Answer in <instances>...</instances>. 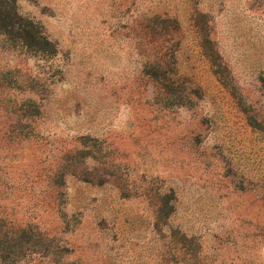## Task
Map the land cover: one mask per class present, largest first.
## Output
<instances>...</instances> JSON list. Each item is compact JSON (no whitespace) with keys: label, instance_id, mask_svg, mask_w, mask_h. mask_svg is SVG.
Returning a JSON list of instances; mask_svg holds the SVG:
<instances>
[{"label":"rangeland","instance_id":"rangeland-1","mask_svg":"<svg viewBox=\"0 0 264 264\" xmlns=\"http://www.w3.org/2000/svg\"><path fill=\"white\" fill-rule=\"evenodd\" d=\"M14 2L0 264H264V0Z\"/></svg>","mask_w":264,"mask_h":264},{"label":"trees","instance_id":"trees-1","mask_svg":"<svg viewBox=\"0 0 264 264\" xmlns=\"http://www.w3.org/2000/svg\"><path fill=\"white\" fill-rule=\"evenodd\" d=\"M0 36L14 38L37 53H53L55 48L34 22L18 14L14 0H0Z\"/></svg>","mask_w":264,"mask_h":264}]
</instances>
